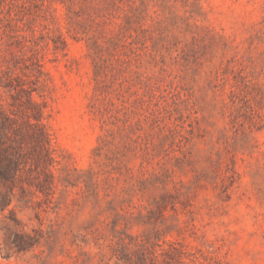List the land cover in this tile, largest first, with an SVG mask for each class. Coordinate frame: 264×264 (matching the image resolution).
Returning <instances> with one entry per match:
<instances>
[{
	"label": "rangeland",
	"instance_id": "obj_1",
	"mask_svg": "<svg viewBox=\"0 0 264 264\" xmlns=\"http://www.w3.org/2000/svg\"><path fill=\"white\" fill-rule=\"evenodd\" d=\"M0 264H264V0H0Z\"/></svg>",
	"mask_w": 264,
	"mask_h": 264
}]
</instances>
